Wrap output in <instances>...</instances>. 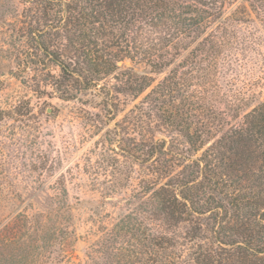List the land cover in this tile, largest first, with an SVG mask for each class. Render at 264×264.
I'll list each match as a JSON object with an SVG mask.
<instances>
[{"label": "trees", "instance_id": "obj_1", "mask_svg": "<svg viewBox=\"0 0 264 264\" xmlns=\"http://www.w3.org/2000/svg\"><path fill=\"white\" fill-rule=\"evenodd\" d=\"M20 1L30 90L103 131L111 190L136 174L79 264H264V98L236 89L264 71V0ZM71 209L0 221V264L70 262Z\"/></svg>", "mask_w": 264, "mask_h": 264}, {"label": "rangeland", "instance_id": "obj_2", "mask_svg": "<svg viewBox=\"0 0 264 264\" xmlns=\"http://www.w3.org/2000/svg\"><path fill=\"white\" fill-rule=\"evenodd\" d=\"M237 3L248 7L245 0ZM25 8L20 0H0V221L7 222L20 212L28 216L44 213L52 199L66 201L72 208L74 232L67 264H79L95 239L98 224L110 226L122 212L125 199L136 186V174L123 188L111 190V174L97 163L100 151L96 143L103 131L91 134L73 114V104L57 98L38 100L30 90L33 73L25 67L22 53L27 44L18 42L24 40L19 36L27 28ZM249 27L264 39L261 26L255 23ZM248 56L253 58V54ZM122 66H131L137 73L145 71L129 62ZM243 69L247 72L242 82L248 87L239 83L236 89L244 88L242 96L248 101L264 98V80L258 79L264 71L253 60ZM23 100L29 105H23Z\"/></svg>", "mask_w": 264, "mask_h": 264}, {"label": "water", "instance_id": "obj_3", "mask_svg": "<svg viewBox=\"0 0 264 264\" xmlns=\"http://www.w3.org/2000/svg\"><path fill=\"white\" fill-rule=\"evenodd\" d=\"M50 111H51L50 109H47V110H46L47 113H50Z\"/></svg>", "mask_w": 264, "mask_h": 264}]
</instances>
